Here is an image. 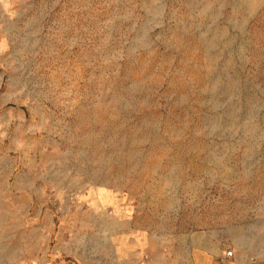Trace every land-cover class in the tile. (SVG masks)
<instances>
[{
    "label": "rangeland",
    "instance_id": "obj_1",
    "mask_svg": "<svg viewBox=\"0 0 264 264\" xmlns=\"http://www.w3.org/2000/svg\"><path fill=\"white\" fill-rule=\"evenodd\" d=\"M0 264H264V0H0Z\"/></svg>",
    "mask_w": 264,
    "mask_h": 264
},
{
    "label": "built area",
    "instance_id": "obj_2",
    "mask_svg": "<svg viewBox=\"0 0 264 264\" xmlns=\"http://www.w3.org/2000/svg\"><path fill=\"white\" fill-rule=\"evenodd\" d=\"M227 254L229 255V254H230V252H227Z\"/></svg>",
    "mask_w": 264,
    "mask_h": 264
}]
</instances>
